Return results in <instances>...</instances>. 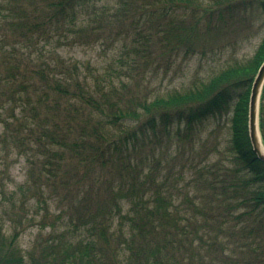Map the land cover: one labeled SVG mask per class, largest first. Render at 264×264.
Masks as SVG:
<instances>
[{"label": "trees", "instance_id": "1", "mask_svg": "<svg viewBox=\"0 0 264 264\" xmlns=\"http://www.w3.org/2000/svg\"><path fill=\"white\" fill-rule=\"evenodd\" d=\"M247 3L264 16V0ZM193 5L202 6L206 27L232 7L231 0H0V108L7 112L0 120V175L18 149L29 164L22 204L36 200L30 213L0 211V264H235L228 258L235 250L219 236L237 237L235 248L257 252L264 164L251 150L247 119L264 37L247 61L181 89L161 91L150 80V91L145 86L146 93L126 97L121 89L129 86L114 84L119 68H155L168 48L197 36ZM98 42L120 46L117 66L109 63L102 75L83 73L62 55ZM230 108L227 165L202 164L206 155L199 167L190 164V175L184 167L176 177L170 169L159 173L158 154L175 144L193 148L200 142L196 125ZM259 130L264 145V87ZM45 191L59 211L53 218L43 211L41 232L50 229L23 251L21 231L34 225L43 203L48 208ZM179 191L190 216L180 213Z\"/></svg>", "mask_w": 264, "mask_h": 264}, {"label": "rangeland", "instance_id": "2", "mask_svg": "<svg viewBox=\"0 0 264 264\" xmlns=\"http://www.w3.org/2000/svg\"><path fill=\"white\" fill-rule=\"evenodd\" d=\"M240 1L241 3L239 4ZM231 5L232 7L229 6L224 11V7L219 6L218 11L221 10L223 12L220 15H213L207 27L204 23L208 18L202 13V6H191L194 15L196 18L199 17L201 22L197 36L194 38L187 36L185 42L176 46L175 50L172 47L168 48L162 54L160 63L154 64L155 68L144 69L139 64L129 68L118 67L121 71V76L118 77V80L114 79V84L120 88L119 81H122L129 86L130 89L128 90L121 89L126 97H129L128 91L143 94V92L147 91L143 90L145 86L150 91V80L151 87L161 91L181 89L187 86L194 78L206 80L212 73L229 65L247 61L253 56L258 44L264 37V16L256 4H248L247 0H231ZM183 19L188 24L192 20L191 14H186ZM118 48L120 46L115 45L113 47L98 42L90 45L67 47L63 49L62 55L65 59L77 61L83 73H86V68H88L93 71L94 75L95 73L102 75L109 63L112 66H117L114 63V59H116ZM220 114L217 117L202 121L200 125H196V133L199 135L200 142L195 143L193 148L175 144L164 155L160 156L158 154L157 158L159 157V167L161 168L159 173L163 177L166 174V169L176 173L172 175L176 177L181 172L182 167L188 171L187 175H190L192 172H189V170L194 166L199 167L201 164H198V162L206 155L209 156L208 161L202 164H208L211 160L212 162L220 161V163L227 165L230 159V154L227 150L230 147L231 140V108ZM5 117H7V112H2L0 108V120ZM0 127L2 128L1 124ZM15 149H12L7 160L10 166L9 170L2 172V175H0V211H26L30 213L36 211L33 209L36 206V200L28 196L31 200L22 204L23 199L19 191V186L23 185L27 178L28 158L24 154H20L18 149ZM190 164L192 168H190ZM187 175L185 172V178L183 179H189ZM171 182L175 183L176 181L171 179ZM183 184L184 181L179 182L180 187H183ZM178 193L179 197L176 203L181 208L180 213L190 216V208L187 209L185 205L180 203L183 191ZM49 197V192L45 191L44 200L47 201L48 208L44 210L43 203V208L41 207L37 210V216L33 222L34 225L25 226L21 231L19 245L23 251L29 249L40 233L44 237L45 233L49 231L50 227H46L41 232V223L39 221L41 216L44 215L43 211H50V217L52 218L59 211L56 207L57 200L53 202ZM12 202L14 203L13 208H11ZM211 212L216 214V211ZM239 212L241 211L235 214ZM33 213L35 214V212ZM196 217H198L199 222L202 223L204 221L203 215H197ZM116 222L117 219L114 224ZM7 225L10 226V223H7ZM260 235L264 236V233H260ZM206 238L207 235H205ZM219 238H223L226 242L228 240V244L232 245L235 251L228 258H231L235 264H264V237L254 242L253 246L258 248L257 252L248 248L245 249L241 247L242 245L235 248L237 237L235 241H230L229 238L223 236H219ZM245 241H247L246 238ZM227 253H229V249H227ZM220 261L222 262V260Z\"/></svg>", "mask_w": 264, "mask_h": 264}, {"label": "water", "instance_id": "3", "mask_svg": "<svg viewBox=\"0 0 264 264\" xmlns=\"http://www.w3.org/2000/svg\"><path fill=\"white\" fill-rule=\"evenodd\" d=\"M264 85V61L260 65L256 76L251 85V91L248 102V138L251 150L256 158L264 164V146L261 142L258 116H259V102ZM253 127H255V135H253Z\"/></svg>", "mask_w": 264, "mask_h": 264}, {"label": "snow or ice", "instance_id": "4", "mask_svg": "<svg viewBox=\"0 0 264 264\" xmlns=\"http://www.w3.org/2000/svg\"><path fill=\"white\" fill-rule=\"evenodd\" d=\"M253 135H255V127H253Z\"/></svg>", "mask_w": 264, "mask_h": 264}]
</instances>
